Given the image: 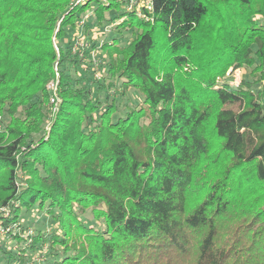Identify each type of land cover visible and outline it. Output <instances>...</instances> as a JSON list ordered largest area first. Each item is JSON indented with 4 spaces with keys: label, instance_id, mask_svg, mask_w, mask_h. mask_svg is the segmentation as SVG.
<instances>
[{
    "label": "trees",
    "instance_id": "1",
    "mask_svg": "<svg viewBox=\"0 0 264 264\" xmlns=\"http://www.w3.org/2000/svg\"><path fill=\"white\" fill-rule=\"evenodd\" d=\"M90 4L0 0V226L27 244L6 264H264V0L98 3L97 27L138 32L82 47Z\"/></svg>",
    "mask_w": 264,
    "mask_h": 264
},
{
    "label": "rangeland",
    "instance_id": "2",
    "mask_svg": "<svg viewBox=\"0 0 264 264\" xmlns=\"http://www.w3.org/2000/svg\"><path fill=\"white\" fill-rule=\"evenodd\" d=\"M97 2H91L90 4V11H88L87 13V18L91 17V31L86 35H84V38H82L83 40H81L85 45H86V41L88 36L91 37V39L94 38V40L100 45L101 43H103L104 40H111V39H119L122 43V45H127L130 41V39L132 38L133 33H137L138 29L134 28L133 30H128V31H124L122 34L116 32L112 27H102L99 28L97 27L94 22L92 21L93 16L90 15L93 13V9L97 6ZM114 11H110V13H113ZM124 15L120 18L117 19L116 24L120 23L123 19ZM125 17H129L128 14H125ZM88 20V19H87ZM88 22V21H87ZM187 69V68H186ZM100 73H102V71H99ZM250 72L251 69L250 68H241V69H236L233 70L232 68H230L226 75L229 77V81L232 85H238L240 83V81L242 79H250ZM58 73V72H57ZM84 76V75H82ZM56 78H58V74L56 76ZM220 81V79H219ZM260 88V85L255 86V89L258 90ZM117 89L118 91H120V83L117 82ZM103 98V96H102ZM124 101V100H128L130 101V103L137 105L139 103L142 102V97L140 95L139 92L131 89L128 92V95L126 98H118V108H119V112L121 114L124 113V108H123V102L120 103L119 101ZM60 102V101H59ZM58 108H59V103H58ZM58 108H55L54 106L50 107V116L48 117V119L46 120V122L44 123V130L45 131H49L51 124H52V120L54 115L57 113ZM84 220L85 223H87L88 225H93L96 227H99L100 223L96 222L93 219V214L92 212L89 210L82 218ZM51 219L45 214V213H39L37 211H31V212H25L22 215V223L25 227H33V229H38L39 227L44 228L45 226V230L47 229H51L49 224ZM31 222H35L34 224H31ZM32 225V226H31ZM41 228V229H42ZM44 230V229H43ZM26 233V232H25ZM31 231L29 232L30 235ZM18 241H16L15 239L12 238H7L5 236H0V245H1V251H0V264H6L8 262V256L6 254V252L9 250L11 251V253L13 255H15L16 253H19V249L18 248H24L26 245L25 244H17ZM29 248V247H28ZM28 250V249H27ZM43 252H45V255L47 253H49V249L47 248V245H43V248L41 249ZM22 253V252H21ZM27 253V256L23 259H25L24 261L19 260V258H13L10 264H42L41 259L36 257L34 255L33 252L31 251H27L25 252ZM23 262V263H22Z\"/></svg>",
    "mask_w": 264,
    "mask_h": 264
},
{
    "label": "built area",
    "instance_id": "3",
    "mask_svg": "<svg viewBox=\"0 0 264 264\" xmlns=\"http://www.w3.org/2000/svg\"><path fill=\"white\" fill-rule=\"evenodd\" d=\"M91 2L120 4L125 13L132 14L143 21L152 20V13L154 11V0H72V3L75 5H84ZM77 44L82 47L86 46L82 41H78ZM55 70H57V68H55ZM47 88L52 92L50 98L51 105L58 108L57 81H51ZM2 211L5 217L8 216V211L6 209H2ZM10 229L11 228L5 229L3 226H0V236H5Z\"/></svg>",
    "mask_w": 264,
    "mask_h": 264
}]
</instances>
